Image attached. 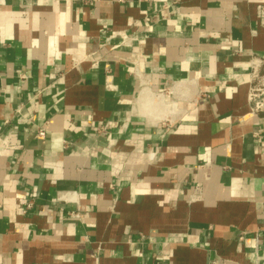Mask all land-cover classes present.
<instances>
[{
	"label": "crops",
	"instance_id": "crops-1",
	"mask_svg": "<svg viewBox=\"0 0 264 264\" xmlns=\"http://www.w3.org/2000/svg\"><path fill=\"white\" fill-rule=\"evenodd\" d=\"M263 71L264 0H0V264H264Z\"/></svg>",
	"mask_w": 264,
	"mask_h": 264
},
{
	"label": "rangeland",
	"instance_id": "rangeland-1",
	"mask_svg": "<svg viewBox=\"0 0 264 264\" xmlns=\"http://www.w3.org/2000/svg\"><path fill=\"white\" fill-rule=\"evenodd\" d=\"M253 88L254 97L251 105L254 107L255 104H264V71L260 74L259 79L254 82Z\"/></svg>",
	"mask_w": 264,
	"mask_h": 264
},
{
	"label": "built area",
	"instance_id": "built-area-1",
	"mask_svg": "<svg viewBox=\"0 0 264 264\" xmlns=\"http://www.w3.org/2000/svg\"><path fill=\"white\" fill-rule=\"evenodd\" d=\"M259 76L260 75H258L257 73L255 74L254 82L259 79ZM253 93H254V88H252L251 91H250V93H249V100H250V102L252 101V98L254 97V94ZM252 110L253 111L264 110V104H261V103L260 104H255L254 107L252 106ZM36 136L38 138H42L44 136V132L43 131H38L37 134H36Z\"/></svg>",
	"mask_w": 264,
	"mask_h": 264
}]
</instances>
